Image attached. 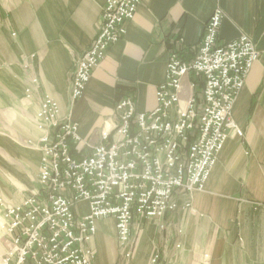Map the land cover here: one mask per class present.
Masks as SVG:
<instances>
[{
  "label": "crops",
  "instance_id": "obj_1",
  "mask_svg": "<svg viewBox=\"0 0 264 264\" xmlns=\"http://www.w3.org/2000/svg\"><path fill=\"white\" fill-rule=\"evenodd\" d=\"M106 1L0 0V102L19 107L12 137H0L3 199L16 204L39 187L43 132L34 117L44 93L58 101L63 116L79 123L81 138L98 145L102 132L113 129L122 97L132 95L137 111L156 106L174 40L182 36L184 54L193 58L206 22L220 7L225 13L220 41L246 34L261 53L233 107L243 135L228 136L205 190L193 193L191 208L162 221L135 216L132 230L138 237L131 260L120 254L115 218L98 220L92 264H151L157 245L162 264H202L205 252L211 254L210 264H264V0H142L127 34L110 47L83 96L72 102L75 61L95 39ZM30 61L33 67L24 68ZM34 75L40 87L23 99ZM190 80H183L182 105ZM257 202L263 206L254 207ZM77 212H88V204L80 202Z\"/></svg>",
  "mask_w": 264,
  "mask_h": 264
},
{
  "label": "built area",
  "instance_id": "obj_2",
  "mask_svg": "<svg viewBox=\"0 0 264 264\" xmlns=\"http://www.w3.org/2000/svg\"><path fill=\"white\" fill-rule=\"evenodd\" d=\"M141 1H106L95 39L75 61L73 101L83 96L110 47L127 34ZM224 17L216 7L193 58H186L182 36L174 40L156 106L137 111L132 95L122 97L113 129L102 132L98 145L81 138L79 123L63 116L58 101L43 94L35 115L43 132L39 187L16 204L0 198L5 244L0 264H90L97 221L107 217L115 218L119 243L129 257L135 216L161 219L181 207L179 196L205 189L228 136L243 134L233 107L261 57L246 34L220 41ZM31 67V61L24 64ZM187 76L190 93L182 105ZM39 86L38 76H32L26 96ZM80 202L88 204L83 215L77 212Z\"/></svg>",
  "mask_w": 264,
  "mask_h": 264
},
{
  "label": "rangeland",
  "instance_id": "obj_3",
  "mask_svg": "<svg viewBox=\"0 0 264 264\" xmlns=\"http://www.w3.org/2000/svg\"><path fill=\"white\" fill-rule=\"evenodd\" d=\"M39 78V77H38ZM32 79V77H31ZM40 81V79H39ZM31 83V82H30ZM31 84L28 86L30 87ZM27 87V88H28ZM40 87V86H39ZM38 89V88H34V91ZM33 94V93H32ZM3 95V92L0 90V97ZM32 96V95H31ZM30 96V97H31ZM30 97H27L26 96V92H25V95L23 96V99H29ZM71 101L74 102L71 98ZM18 104L16 102L14 103H3V102H0V137H12L11 133H10V126L13 124V122H15V120L17 119V109H18ZM39 108V107H38ZM38 110V109H37ZM37 112V111H36ZM23 114L20 113V115ZM36 115V114H35ZM34 122H35V117H34ZM243 135V134H242ZM22 143L24 146H28V147H31L33 145V142L32 140L30 141H27V140H22ZM92 145V144H91ZM94 146V145H92ZM90 147H86V149H89ZM208 181V180H207ZM32 188V187H30ZM29 188V189H30ZM205 190V189H204ZM27 190L24 191V194L26 193ZM203 191V190H202ZM0 198H4V196L2 194H0ZM193 198H194V194H192L191 196H185L183 198L180 199L179 201V204L181 205L180 208H178L175 212H170V213H167L165 214L161 219H159L160 221L164 220V218L168 215V214H173V213H176L178 212L179 210L181 209H185V208H191L192 207V201H193ZM186 200H189L191 205L189 207H183L184 205V202ZM254 207H261L263 206V204L261 202H257L255 204H253ZM2 223H3V212H2V209L0 208V261L2 259V256L4 254V249H5V244H4V238H3V233H4V230L2 228ZM162 228H164L165 226L162 225L161 226ZM97 233V232H96ZM132 233H133V230H132ZM96 235V234H95ZM95 237V236H94ZM137 237H138V234H134L133 233V244H132V251H131V255L129 257H127L125 255V251L123 250V247L120 245L119 243V249H120V254L123 258H125V260H131L132 256H133V250H134V245L136 243V240H137ZM94 239V238H93ZM119 241V240H118ZM92 246V245H91ZM177 247H181V243H177L176 244ZM94 252H95V256L92 260V262L90 264H92L94 262V260L96 259V250L95 248L92 246ZM156 254H158V258L156 259V261H154V258L156 256ZM162 261H163V253L162 251L160 250V248L156 247L155 251H153L152 253V256L150 258V263L151 264H162ZM210 261H211V254L209 252H205L202 254V264H210Z\"/></svg>",
  "mask_w": 264,
  "mask_h": 264
},
{
  "label": "trees",
  "instance_id": "obj_4",
  "mask_svg": "<svg viewBox=\"0 0 264 264\" xmlns=\"http://www.w3.org/2000/svg\"><path fill=\"white\" fill-rule=\"evenodd\" d=\"M193 80H196V79H194V78H192ZM200 87H202V80L201 79H199V88Z\"/></svg>",
  "mask_w": 264,
  "mask_h": 264
}]
</instances>
